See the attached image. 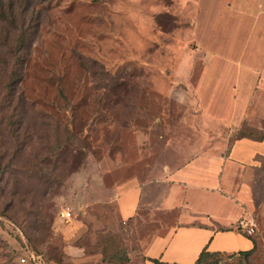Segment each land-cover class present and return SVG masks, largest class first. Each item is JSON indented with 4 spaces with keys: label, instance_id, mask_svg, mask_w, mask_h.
<instances>
[{
    "label": "rangeland",
    "instance_id": "1",
    "mask_svg": "<svg viewBox=\"0 0 264 264\" xmlns=\"http://www.w3.org/2000/svg\"><path fill=\"white\" fill-rule=\"evenodd\" d=\"M221 1L32 0L21 27L0 20V264H118L104 260L115 252L145 264L168 220H119L116 186L264 135L261 34ZM20 28L27 55L9 88ZM252 220V256L210 260L264 264V203Z\"/></svg>",
    "mask_w": 264,
    "mask_h": 264
},
{
    "label": "crops",
    "instance_id": "2",
    "mask_svg": "<svg viewBox=\"0 0 264 264\" xmlns=\"http://www.w3.org/2000/svg\"><path fill=\"white\" fill-rule=\"evenodd\" d=\"M216 7L218 2L210 8ZM224 7L228 21L249 20L250 33L261 34L259 47L263 48L264 0H225ZM230 31L238 30L228 26ZM258 64L255 76L264 87V57ZM262 159L264 139H235L227 152H202L157 179L134 178L116 186L112 200L119 220L136 222L140 214L168 220L165 228H161L162 223L157 228L161 233L147 241L145 264H153L148 260L152 258L169 264H192L204 247L224 253L250 249L252 241L233 225L241 217L252 220L264 203V196L259 198L264 192ZM71 231L67 234L75 237L77 230ZM80 251L67 243L66 252L72 261L86 259Z\"/></svg>",
    "mask_w": 264,
    "mask_h": 264
},
{
    "label": "trees",
    "instance_id": "3",
    "mask_svg": "<svg viewBox=\"0 0 264 264\" xmlns=\"http://www.w3.org/2000/svg\"><path fill=\"white\" fill-rule=\"evenodd\" d=\"M5 0H0V20L5 21L8 26L17 28L18 25L21 27L22 24H25V20L19 21L17 18L18 13L26 12L31 5L32 0H8L7 3H4ZM25 3L28 4L25 7ZM33 32V30L28 29L26 32ZM18 43L16 44V52L14 55L13 60V69L11 72V84L9 88H12L11 85H16L22 76V69L25 62V58L27 55V49H28V39L25 36V29L23 28L19 29V33L17 36ZM241 138H249L252 140H258L261 141L264 139V135L254 136L253 134H239L235 137V139H241ZM244 236V233H242ZM252 241V247L248 250H242L238 252H232V253H224L220 251H209L206 247H204L200 253L198 254L196 260L192 264H218L217 260H210L212 258H216L220 255H227V256H235L238 255L243 258H249L257 251V241L255 238L251 236H247ZM38 258V257H37ZM41 259V258H40ZM104 259V258H103ZM105 262L110 263V261H119L118 264H126L129 261V255L127 253H121V252H115L109 259H104ZM153 264H169L166 262H162L158 259H148ZM36 264L38 262H35Z\"/></svg>",
    "mask_w": 264,
    "mask_h": 264
},
{
    "label": "built area",
    "instance_id": "4",
    "mask_svg": "<svg viewBox=\"0 0 264 264\" xmlns=\"http://www.w3.org/2000/svg\"><path fill=\"white\" fill-rule=\"evenodd\" d=\"M60 216L63 219H68L71 216V212L69 210H63L60 212ZM234 229L241 233H244L247 236H253L256 233V224L253 220L248 219L246 217H241L234 223ZM25 259H22L24 261Z\"/></svg>",
    "mask_w": 264,
    "mask_h": 264
}]
</instances>
